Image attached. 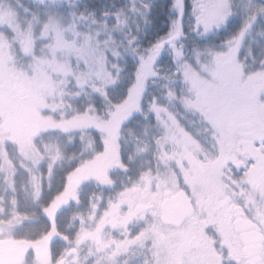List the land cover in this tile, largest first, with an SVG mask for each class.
I'll return each mask as SVG.
<instances>
[{"label": "snow or ice", "instance_id": "1", "mask_svg": "<svg viewBox=\"0 0 264 264\" xmlns=\"http://www.w3.org/2000/svg\"><path fill=\"white\" fill-rule=\"evenodd\" d=\"M0 264H264V0H0Z\"/></svg>", "mask_w": 264, "mask_h": 264}]
</instances>
